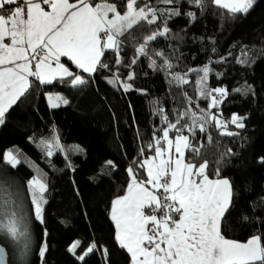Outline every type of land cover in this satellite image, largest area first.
Masks as SVG:
<instances>
[{
    "label": "trees",
    "instance_id": "1",
    "mask_svg": "<svg viewBox=\"0 0 264 264\" xmlns=\"http://www.w3.org/2000/svg\"><path fill=\"white\" fill-rule=\"evenodd\" d=\"M178 7L181 15L167 20V36L151 41L149 49L163 53V57L153 55L152 59L158 66L167 59L173 65L172 73L183 75L208 65L207 87L228 90L218 108L211 111L224 121L233 114L245 117L244 128L228 124L227 130L236 135H222L214 124L206 125L205 132L197 129L194 143L200 147V155L193 158L185 153L193 163L208 161L209 180L230 179L233 197L222 235L245 243L254 234H264V0H256L246 16L238 14L235 18L212 0H204L203 9L187 0H181ZM189 11L196 14L194 21L185 15ZM162 27V20L153 25L145 23L132 29L131 36L121 37L125 41L120 53L122 64L115 65V55L106 53L105 62L111 71L99 70L92 76L82 73L89 82L81 87H73L69 77L51 84H40L31 77L32 88L6 113L0 125V181L19 193L29 214L32 238L30 251L22 258L13 242L0 234L9 264H42L39 250L43 243L48 247L43 264H105V248L108 264H129V254L118 246L111 219L112 202L127 192L128 169L133 168L138 180L146 181V168L138 165L154 156L148 145L154 134L162 135L160 130L166 127L162 117L175 122L178 112L191 109L199 115V109L208 110L209 104V99L197 92L198 76L194 72L188 73L187 84H177L170 83L172 77L165 71L149 67L150 60L143 56L131 68L125 66L135 56L133 45ZM129 71L135 73V79L128 81L132 90L125 92L119 84L113 87L108 83L113 74L123 81ZM184 93L196 103L188 104ZM57 95L69 103L52 111L48 96ZM157 108L163 113L158 114ZM175 134V130L170 132V139ZM184 135L192 134L185 130ZM53 137L58 138L60 150L53 148L49 157L40 141ZM8 150L18 153L21 163L16 168L5 162ZM37 168L46 174L48 185L44 224L31 215L26 183L37 175ZM76 241L80 245L74 255L69 249ZM91 242L97 249L81 262L77 256Z\"/></svg>",
    "mask_w": 264,
    "mask_h": 264
},
{
    "label": "snow or ice",
    "instance_id": "2",
    "mask_svg": "<svg viewBox=\"0 0 264 264\" xmlns=\"http://www.w3.org/2000/svg\"><path fill=\"white\" fill-rule=\"evenodd\" d=\"M187 2L201 9L204 7V0ZM180 3L181 0H156V4L152 0H74L72 3L69 0H0V124L4 123L9 109L18 101L22 102L21 98L32 88L30 77L40 84H51L56 78L63 80L69 77L73 87L89 82L62 64L61 57H67L77 69L89 76L99 70L111 71L109 63L105 62L106 53L115 55V65L122 64L120 53L125 41L121 37L131 36L132 29L145 23L153 25L162 20V30L152 31L142 43L133 45L135 56L125 66L131 68L143 56L150 60L149 67L165 71L172 77L170 83L175 81L177 84H187L188 73H196L197 92L200 97L209 99L208 110L201 108L198 115L191 109H184L178 112L175 122L169 121L167 116L162 117L166 127L160 130L161 136L154 134L153 142L148 145L149 150H154V156L145 158L138 165L141 168L146 166L147 180H138L134 169L129 167L127 195L112 202L115 239L118 246L129 254V264H264V234H254L245 243L222 235L226 213L232 204L230 179L209 180L206 174L208 161L197 164L185 156L186 151L193 158L200 155V147L194 143L197 129L205 132L206 125L214 124L221 129L222 135L232 136L237 133L228 131V124L244 128L245 117L233 114L229 121H224L211 111L218 108L228 90L207 87L211 71L208 65L189 69L181 75L171 72L173 65L167 59L162 66L152 59L153 55L163 57V53L150 51L149 44L157 37L167 36L170 31L167 20L181 15ZM212 3L235 18L238 14L246 16L254 8L256 0H212ZM4 10L10 15L5 16ZM185 15L192 21L196 19L194 12L189 11ZM5 38L10 43H5ZM242 54L247 55L246 52ZM238 62L247 63V60ZM134 79V71H129L123 81L113 74L108 83L113 87L119 84L127 92L133 89L128 81ZM184 95L188 104L196 103L187 93ZM48 100L53 108L59 107L60 103H69L59 95L49 96ZM156 111L163 113L162 108ZM173 130L176 134L174 139H170L169 134ZM185 130L192 134L191 137L184 135ZM40 145L49 157L53 155V148L60 150L57 137L50 141L42 140ZM173 148L175 156L172 155ZM4 159L12 168L21 163L18 153L14 154L12 150L6 151ZM107 163L111 165L112 161ZM36 172L37 175L26 183L31 215L44 224L48 185L46 174L38 168ZM216 175L219 177V169ZM145 184L151 185L155 191L149 190ZM157 213L162 214L158 217ZM0 234L13 242L22 258L30 251L29 214L24 211L19 193L12 192L11 186L4 181H0ZM44 236H47V230ZM79 245V241L74 242L69 251L75 255ZM96 249V244L91 242L77 259L85 261ZM47 250V244L43 243L39 250L42 264ZM103 256L105 264H108L106 248ZM0 264H7L2 245Z\"/></svg>",
    "mask_w": 264,
    "mask_h": 264
},
{
    "label": "crops",
    "instance_id": "3",
    "mask_svg": "<svg viewBox=\"0 0 264 264\" xmlns=\"http://www.w3.org/2000/svg\"><path fill=\"white\" fill-rule=\"evenodd\" d=\"M70 2V1H69ZM71 3V2H70ZM43 7H45V9L46 10H50L46 5H42ZM6 7H13V6H6ZM3 13H4V11H3ZM5 43H10V40L8 39V38H5ZM35 61H33V63H34ZM61 63L62 64H64L66 67H68L69 69H70V71H73L74 73H78V74H81L82 75V72H81V70H79V69H77L76 67H75V65L70 61V60H68V58L67 57H61ZM54 66V65H53ZM84 74H87V73H84ZM31 78V77H30ZM29 78V79H30ZM66 78V77H65ZM56 79H59V78H56ZM55 79V80H56ZM54 80V81H55ZM53 81V82H54ZM49 97V96H48ZM48 105H49V108H50V110H55V109H58L59 107H61V106H63V105H66V104H63V103H60V106L59 107H55V108H53V107H51L50 106V104H49V100H48ZM1 125V124H0ZM186 153V152H185ZM172 155L173 156H175L176 154H175V150H174V148L172 149ZM145 168H146V166H145ZM146 173H147V171H146ZM145 186L146 187H148L149 188V190H151V191H155V189H152V187H151V185H148V184H145ZM162 191V190H161ZM125 195H127V192H126V194ZM124 195V196H125ZM123 197V196H122ZM111 209H112V207H111ZM146 211V210H145ZM159 217V216H158ZM113 221V220H112ZM114 223V222H113ZM115 225V224H114Z\"/></svg>",
    "mask_w": 264,
    "mask_h": 264
},
{
    "label": "built area",
    "instance_id": "4",
    "mask_svg": "<svg viewBox=\"0 0 264 264\" xmlns=\"http://www.w3.org/2000/svg\"><path fill=\"white\" fill-rule=\"evenodd\" d=\"M8 8H10V7H8ZM5 16H8V15H10V12L9 11H7V10H4V13H3ZM34 64H35V62L33 63V66H34Z\"/></svg>",
    "mask_w": 264,
    "mask_h": 264
},
{
    "label": "water",
    "instance_id": "5",
    "mask_svg": "<svg viewBox=\"0 0 264 264\" xmlns=\"http://www.w3.org/2000/svg\"><path fill=\"white\" fill-rule=\"evenodd\" d=\"M5 249V248H4ZM5 252H6V256H7V264H9V255H8V252L7 250L5 249Z\"/></svg>",
    "mask_w": 264,
    "mask_h": 264
},
{
    "label": "rangeland",
    "instance_id": "6",
    "mask_svg": "<svg viewBox=\"0 0 264 264\" xmlns=\"http://www.w3.org/2000/svg\"><path fill=\"white\" fill-rule=\"evenodd\" d=\"M199 179V178H198Z\"/></svg>",
    "mask_w": 264,
    "mask_h": 264
}]
</instances>
